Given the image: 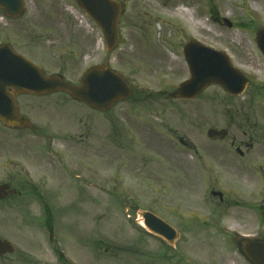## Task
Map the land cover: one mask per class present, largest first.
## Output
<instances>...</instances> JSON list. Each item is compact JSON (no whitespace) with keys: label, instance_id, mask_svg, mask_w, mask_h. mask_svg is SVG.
I'll list each match as a JSON object with an SVG mask.
<instances>
[{"label":"rangeland","instance_id":"obj_1","mask_svg":"<svg viewBox=\"0 0 264 264\" xmlns=\"http://www.w3.org/2000/svg\"><path fill=\"white\" fill-rule=\"evenodd\" d=\"M114 1L121 6L118 48L115 52L107 53L99 28L95 29L93 46L97 45L101 60L108 58L112 68L120 72L133 89L144 88L154 94L165 92L166 97L189 78L183 56V46L188 41L194 40L224 52L231 58L234 66L240 67L242 62L235 52L238 54L243 51L242 48L247 47L244 43L241 48V42L248 41L250 30L253 32L258 26L264 27V0ZM254 5L262 7L263 11L254 9ZM79 10L74 0H32V19L39 20L32 24L35 28L45 27L52 34L55 55L50 61L51 71H65V78L73 83L79 82L82 77L79 70L82 68L81 63L85 61L81 57L87 50L88 43L92 42V34L88 30L91 29L90 25H96L93 20L78 12ZM179 11H192L193 19L189 20ZM224 20L230 21L235 28H228ZM201 21L204 26L198 24ZM40 32L44 34L43 30ZM67 49L80 52L72 59L66 55ZM253 50L254 48L251 52H246L248 56L244 54L245 59L247 62L259 64L261 59ZM248 73L259 77L264 75V70ZM225 99H229L225 92L220 87L213 86L196 101H176L167 97L161 103H143L141 109L147 110V113H133V116L141 115L140 120H134L133 124L125 127L129 133L122 136L126 139L124 143L128 149L123 152L118 148L115 150L113 139L111 141V114L113 111L119 112V108L114 106L109 112L100 113L62 93L42 98H21L23 106H32L31 112L25 110L21 114L29 117L34 129L38 130L37 134L30 130L13 131L0 126V135L17 139L21 144L23 159H26L27 147L32 144V162L35 163L39 159H48L38 154L46 152L49 140L38 137L53 138L56 141L52 147L53 152L67 151L66 156L60 157L61 160L51 159L52 168L49 173L53 190H58L59 196L58 199L53 196L52 200L59 203L64 200H77L80 193L79 201L84 202L77 208H72L75 203L64 204L65 210L69 212L65 219L66 225L60 221L56 226L57 237L62 245L67 247V242L76 247L78 242L83 243L78 253L75 250L69 252L68 256L75 260L74 264L77 261V264H145L146 242L141 239L136 228L140 226H130L127 215L140 218L144 210L167 211L161 206L171 207L174 202L188 201L189 204L191 201L190 207L180 205L182 213L193 212L204 218L212 216V211L218 206L206 202L203 197L207 194L210 179L215 178L219 180L218 188L222 192L227 191L230 194L233 191V194H228L229 198L231 195L235 198L234 192H252L251 189L243 187L245 185L240 177H213L209 172L190 174L191 156L186 155L169 138L172 130L177 132L176 136L187 137L191 142H199L203 146L210 128L221 130L229 126L237 129L238 136H241L243 129L240 128L236 108L232 106L235 102L231 101L226 106L223 102ZM125 114L127 113H122L124 116ZM118 129L123 133L122 127ZM257 130V135L263 136L264 129ZM79 139L85 143L84 148L76 146L75 142ZM62 140L69 141L70 149L57 145ZM80 153H84L85 157ZM80 158L83 159L84 167H79ZM177 158H185L189 165L186 163L185 167L178 168ZM95 162L98 163L97 167H94ZM86 165L90 167L87 168ZM94 168H97L96 172ZM76 174H82L88 185L79 191L74 187L77 183L74 177ZM202 174L204 180L201 178ZM193 175L194 180H190L189 177ZM92 179L96 180V188L93 187ZM256 189L255 186L254 193ZM263 199L262 184L260 200ZM250 200H254V196ZM93 201L98 202L96 213L93 212ZM218 208L225 213V222L228 224L222 226L234 227L246 235L259 233L264 237V219L260 216L257 218V211L240 206ZM61 210L63 209H58ZM95 215L98 217L96 220ZM63 227L70 233L74 229L77 235L63 234ZM196 228L190 237L185 236L180 240L182 255L189 256L183 251L188 250L205 258L223 257L227 264H232L237 256L232 254L233 250L227 242L224 244L223 237L214 234L211 229L204 230L200 225H196ZM42 240L47 243L48 236L44 237L32 229V248L48 247L40 243ZM98 240H103L104 245L96 254L91 244ZM128 246L134 248V253L127 251ZM149 246L152 257L157 254L159 242L149 239ZM106 248L109 250L105 253ZM94 258L97 259L95 262Z\"/></svg>","mask_w":264,"mask_h":264},{"label":"flooded vegetation","instance_id":"obj_2","mask_svg":"<svg viewBox=\"0 0 264 264\" xmlns=\"http://www.w3.org/2000/svg\"><path fill=\"white\" fill-rule=\"evenodd\" d=\"M15 0H0V53L4 56L6 53L9 55H16L21 59L27 61L29 64H35L39 66L45 76L59 75L65 77V71L58 70L57 72L51 71L50 61L54 57L55 53L52 46V34L48 32L45 27H34L32 23L39 22L38 19H32V0H20L18 4L14 3ZM21 5V8L20 6ZM82 15L85 14L79 10ZM234 24L230 29H233ZM90 32L92 34V42L89 44L84 55H82V68L79 73L83 76L90 68L106 63H111L108 58L101 60V56L98 52V47L94 44L95 29L98 27L90 25ZM235 28V27H234ZM44 32L42 34L40 31ZM264 31V27H257L255 31L251 32L247 42H241L247 44V47L242 48V52H238V59L242 63L239 69L245 76V87L242 88L239 94L230 95L225 92L227 98L223 100L226 106H229V102L233 101L232 106L235 107L238 120L240 121V128L243 129L242 135L238 136L237 129H232L229 126L226 130V136L217 138H207V141L201 146L200 143L190 141L187 137L176 136V131H170L169 138L171 141L180 146L186 155H190L192 163L190 165V174L199 172H209L211 176H236L240 177L243 184L252 192L240 191L242 194L234 192L233 198L228 196L229 192H222L218 188V179H210L207 185V194L203 197L206 202H212L218 207L222 208H235L242 207L249 210L257 211V218L262 217L264 219V199L260 200L261 186L264 185V134L258 136L259 128L264 129V75L256 77L248 72H256L264 70V55L259 50L258 33ZM50 43V44H49ZM254 48V53L260 57L259 64L247 62L245 59L246 52H251ZM179 48V46H178ZM251 48V50H250ZM62 52V51H59ZM80 51H74L67 49V56L75 59L77 53ZM251 57H253V54ZM245 54V55H244ZM248 56V55H247ZM255 61V60H254ZM86 63V64H85ZM85 64V65H84ZM7 95L12 96L18 105L19 115L21 111H32V106L22 105L21 98H32V93L15 92L12 89L7 88ZM67 95V94H66ZM69 96V95H67ZM44 97V96H43ZM46 97V96H45ZM156 97V99H151ZM168 97V96H167ZM166 97V93L158 92L157 94L149 93L146 90H135L129 101L128 105H115L119 108V112L111 114V126L113 128L112 145L115 150L117 148L123 152L127 150V146L124 143V133L127 135L126 125L133 124L134 120H140V116H133V113L144 114L147 110L141 109L142 104L145 102H163ZM151 100V101H148ZM236 100V101H234ZM153 105H150L152 107ZM113 109V107H112ZM111 109V110H112ZM119 113V114H118ZM122 113H127L122 115ZM129 114V115H128ZM118 124L120 125L118 127ZM0 126L9 130H30L37 134V129H20V128H7L2 123ZM122 127L123 133L118 128ZM248 129V130H244ZM153 130V129H152ZM236 130V131H235ZM118 135H120L118 137ZM42 140H49L46 152L38 154L39 156L48 157V159H39L37 163L32 162V144L27 147V154L25 158H21V144L16 141L15 138H9L0 135V264H72L69 258V252L75 250L76 253L81 251L83 243L78 242L77 246L69 243H62L57 237V224L63 221L64 225L67 212V203H75L72 208L79 207L83 201H79L80 193L77 196V200H64L60 203L54 198L58 199V190H53L52 177L49 172L52 168V158H58L66 156L65 152H53L52 147L56 143L53 138L45 136L38 137ZM184 144H181L180 141ZM76 146L84 148L85 143L82 139H79ZM58 146L70 149L68 140H62L61 143H57ZM133 144H130L132 147ZM66 154V155H65ZM81 154V153H80ZM85 157V154H81ZM61 157V158H60ZM79 167L85 166L82 164L83 159H79ZM176 166L178 168L185 167L189 162L185 158H177ZM35 163V164H33ZM84 163V162H83ZM98 163H94V167H97ZM174 166V164H173ZM88 167V165H87ZM175 169V167H174ZM177 171V170H176ZM82 174H76L74 177L77 179L76 184H72L78 191L82 187L88 186L86 180L81 176ZM194 175L190 176V180H194ZM96 177V176H95ZM203 177V174L201 178ZM254 178V180H253ZM93 180V187L96 188L95 181ZM204 180V178H202ZM256 186L254 193L253 189ZM216 192H222L223 197L215 195ZM233 194V191H230ZM229 194V195H230ZM254 196V200H250V197ZM248 201V202H246ZM252 204H250L251 202ZM94 210L97 211V201H93ZM59 204L61 206H59ZM191 206L190 201H178L174 202L171 207L162 205L161 208L167 211H156L161 220L171 226L179 235V239L174 243L167 242L164 238L156 236L151 233L140 221L141 218H133L128 215L130 219V226L136 227L141 235V239L145 240L144 256L146 257L145 264H227L225 258L213 256L205 258L201 255H196L188 250H183L185 257L182 255V251L179 248V243L185 236L190 235L197 230L196 225L204 227V230L211 229L214 234L222 236L225 242L229 244L234 256L232 264H244L247 263L243 255L240 253L238 246L239 241L244 233L238 232L234 227L222 226L228 225L225 222L224 215L218 207L212 211L213 215L207 218L198 216L196 213H182L180 205ZM58 209H63L58 211ZM148 212L144 210L141 214ZM153 213V212H152ZM255 216V214L253 215ZM98 217L95 215L94 220ZM135 222V223H134ZM230 224V222H229ZM231 224H234L231 222ZM239 226V225H236ZM225 228L227 230L225 231ZM32 229H35L39 234L44 237L48 236V242H40L44 248H32ZM79 230V228L77 227ZM135 230V229H134ZM77 231H66L65 227L62 228V233L77 235ZM250 237H260L259 233L249 234ZM68 239V236H67ZM149 239H155L159 242L157 248V254L151 257L149 252ZM80 240V236H78ZM142 242V241H141ZM96 252L99 253L102 248L101 240L95 241L91 244ZM71 246V247H70ZM105 252H108L109 248H106ZM143 252V253H144ZM190 257V258H189ZM53 258V259H52ZM97 259L94 258L95 262ZM75 261V260H74ZM77 263H79L77 261ZM249 264V263H247Z\"/></svg>","mask_w":264,"mask_h":264},{"label":"water","instance_id":"obj_3","mask_svg":"<svg viewBox=\"0 0 264 264\" xmlns=\"http://www.w3.org/2000/svg\"><path fill=\"white\" fill-rule=\"evenodd\" d=\"M19 2L20 0L14 1L15 4ZM76 2L101 27L108 50H114L118 43L120 5L113 0H76ZM19 6L21 8V5ZM226 24L228 27L232 26L229 21H226ZM261 36L263 42L259 45L264 53V34ZM184 55L191 77L179 86L173 95L174 98L195 99L211 85H220L232 94H239L241 87H245V80L231 66L225 54L190 42L184 49ZM16 61L0 60V121L7 127H31L27 118L18 116V106L14 98L7 95V88L38 96L57 91L67 92L76 100L98 111H108L115 103L126 100L131 95L130 87L123 78L105 65L93 68L84 76L79 86H73L57 76L45 77L33 64L30 67ZM29 73H32L31 78L26 76ZM219 135L225 136L223 132L215 130L208 132L209 137ZM153 218L154 224L148 223L149 227L158 234L162 233L161 227L166 225L156 217ZM241 250L252 264H264V240L244 238L241 241Z\"/></svg>","mask_w":264,"mask_h":264},{"label":"bare ground","instance_id":"obj_4","mask_svg":"<svg viewBox=\"0 0 264 264\" xmlns=\"http://www.w3.org/2000/svg\"><path fill=\"white\" fill-rule=\"evenodd\" d=\"M226 8L228 9L227 5H225ZM254 9L258 10V11H263V8L260 7V6H257V5H254ZM181 12L183 15L187 16V18L189 20H192L193 19V14H192V11H188V12H184V11H179ZM199 25L201 26H204V23L201 21V22H198Z\"/></svg>","mask_w":264,"mask_h":264}]
</instances>
